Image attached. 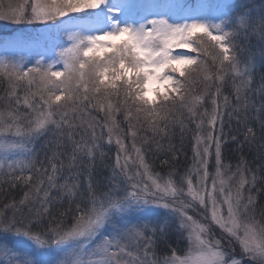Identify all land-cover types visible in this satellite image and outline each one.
I'll list each match as a JSON object with an SVG mask.
<instances>
[{"label":"snow or ice","instance_id":"6c2138e0","mask_svg":"<svg viewBox=\"0 0 264 264\" xmlns=\"http://www.w3.org/2000/svg\"><path fill=\"white\" fill-rule=\"evenodd\" d=\"M0 21L30 29L0 38V191L23 189L0 264H264V162L222 151L225 116L264 149V0H0Z\"/></svg>","mask_w":264,"mask_h":264},{"label":"trees","instance_id":"16d2710c","mask_svg":"<svg viewBox=\"0 0 264 264\" xmlns=\"http://www.w3.org/2000/svg\"><path fill=\"white\" fill-rule=\"evenodd\" d=\"M185 2L194 4V3H196V0H185ZM214 2H215V0H213L212 3H214ZM5 3H7V0H5ZM1 22L2 21H0V23ZM20 26H22L20 30L26 31L29 29V26L17 25V27H19V28H20ZM8 29H10V28H5V30H2V31H6V30L9 31ZM11 29H13V28H11ZM252 43H255V40H253ZM260 74H261V70L258 68L257 72H256V84H254L253 87H256L258 85ZM230 91H231L230 88L225 89L226 94L229 93ZM224 125H225L224 126L225 133L231 132L232 134L238 135V142L237 143H233L229 137L228 142L223 145L222 151H223L224 159H225L226 163L230 162L234 166L236 164L237 160L241 156H243L249 162V164H251L253 167H257L260 163L264 162V149L259 148L258 144L251 146V147H249V145L245 144L243 146V148L240 147V142L243 141V135H242L243 129L241 128L240 131L237 132L238 126L236 124L235 119H233L231 121V127H229L228 117L225 116L224 117ZM173 143L176 145V147L178 149H182V151L180 152L179 160L174 162L176 167L182 173L186 169V167L191 163V157H192L191 132L187 133L183 139V142H181L180 134L177 131L176 136L173 140ZM104 148H105V151L108 152V163H111L114 160L115 153H116L115 144L112 145L110 151L108 150L107 145H104ZM35 150H36V153L38 154L39 158L43 159L45 154L48 151V149L45 147V139L44 138H41L40 140H38L36 142ZM165 155H167L166 152H159V153L153 152V153L148 154L149 163L153 164L154 169L156 171H160L162 173L168 171L167 168H161L160 162H159V159L164 157ZM64 175H65V177L68 176L67 168H65V170H64ZM107 175H108L107 169H103V168L98 167L94 173L93 182L95 183L96 181H103L105 179V177H107ZM80 179H81V181H83L84 177L81 176ZM22 195H23V189L20 187H17L16 189H10L9 188L6 191H0V207H2L3 203H7L13 199H15L16 201H19L21 199ZM259 203L261 205H264V193H261V195L259 197ZM73 207H74V205H73ZM67 208H68V202L66 200L63 202L56 203L53 206V210H52L51 215H55L59 219V213L62 211H65ZM50 219H51V216H49L48 218H45L43 225L39 226V227H41V230H43V228L48 225ZM67 222L68 223L71 222L70 217H68ZM174 243H175V240H173V244ZM182 246L183 245H181V247Z\"/></svg>","mask_w":264,"mask_h":264},{"label":"rangeland","instance_id":"374dc122","mask_svg":"<svg viewBox=\"0 0 264 264\" xmlns=\"http://www.w3.org/2000/svg\"><path fill=\"white\" fill-rule=\"evenodd\" d=\"M212 2V0H211ZM188 3V2H187ZM197 3H205V4H209L210 3V0H198ZM193 5V4H192ZM5 23V24H4ZM12 25V26H11ZM22 26L17 27V25H13V24H10V23H7V22H4L2 21L0 23V38H4V37H8L10 35H14L16 33L17 30H20ZM5 28H10L8 29L9 31H2V30H5ZM13 28V29H11ZM18 32V31H17ZM217 232V235H219V230L216 229L215 230Z\"/></svg>","mask_w":264,"mask_h":264}]
</instances>
